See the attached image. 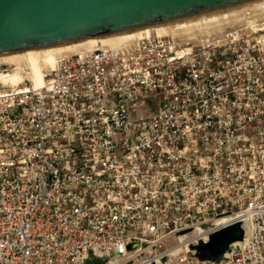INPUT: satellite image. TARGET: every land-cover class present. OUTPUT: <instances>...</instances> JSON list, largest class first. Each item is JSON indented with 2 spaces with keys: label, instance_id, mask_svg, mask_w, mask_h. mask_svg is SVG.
I'll use <instances>...</instances> for the list:
<instances>
[{
  "label": "built area",
  "instance_id": "1",
  "mask_svg": "<svg viewBox=\"0 0 264 264\" xmlns=\"http://www.w3.org/2000/svg\"><path fill=\"white\" fill-rule=\"evenodd\" d=\"M263 25L99 44L2 90L0 264H264Z\"/></svg>",
  "mask_w": 264,
  "mask_h": 264
},
{
  "label": "water",
  "instance_id": "2",
  "mask_svg": "<svg viewBox=\"0 0 264 264\" xmlns=\"http://www.w3.org/2000/svg\"><path fill=\"white\" fill-rule=\"evenodd\" d=\"M252 1L0 0V56L194 18ZM243 235L240 223L217 231L193 246L195 257L222 258Z\"/></svg>",
  "mask_w": 264,
  "mask_h": 264
},
{
  "label": "bare ground",
  "instance_id": "3",
  "mask_svg": "<svg viewBox=\"0 0 264 264\" xmlns=\"http://www.w3.org/2000/svg\"><path fill=\"white\" fill-rule=\"evenodd\" d=\"M255 15L264 17V0H255L252 2L244 3L241 5H237L234 7H230L227 9H223L220 11L212 12L194 18L159 24V25L131 30L127 32H121V33H116L101 37L70 42L44 49L1 55L0 66L11 63L12 65H14L13 67L14 69L16 66L17 68L23 70L24 67L30 66L31 64L40 66L42 64L49 63L53 69L59 57L70 53L80 52L82 50L92 48L95 45L100 44V45L117 46L121 44H127L134 39H137L142 36H147L152 33L157 35L170 34L174 36L180 34V35L190 36L193 35L194 33L197 34V33L210 32L215 27L216 30H219L222 27V25H216L217 23L226 24V23H230L231 21L239 22L241 20H244L245 22H247L249 26H254L255 20L249 21L248 18ZM262 29L264 30V28H260L259 30ZM202 30H206V31H202ZM6 71L8 72H6V74L0 77V97L2 96V93L5 92L2 91L3 90L2 88H9L13 90L19 88L21 89L23 87L27 88L29 84L32 87L38 88L41 87L44 83V72L42 70L39 73L37 71H32L30 78L33 81V83H28V84H20L21 82H23L24 79L23 77H20V75L17 73H12L11 70H6ZM93 260L94 258L89 259V261L91 262H93ZM100 260L101 259L98 258V261Z\"/></svg>",
  "mask_w": 264,
  "mask_h": 264
},
{
  "label": "rangeland",
  "instance_id": "4",
  "mask_svg": "<svg viewBox=\"0 0 264 264\" xmlns=\"http://www.w3.org/2000/svg\"><path fill=\"white\" fill-rule=\"evenodd\" d=\"M223 12H225V11H223ZM256 16V17H255ZM255 16H252V17H250V18H248L249 19V21L250 20H255V23H264V17L262 16H257V15H255ZM248 17V16H247ZM258 18V19H257ZM248 19H247V21H248ZM260 21V22H259ZM231 22H233V21H231ZM217 23L216 25H222V29H224V28H227V27H232V26H235V25H238V24H241V23H243L244 22V20H241V21H239V22H233V23ZM224 24V25H223ZM214 26V25H213ZM264 26V25H263ZM216 28V27H215ZM213 29V30H216V29ZM219 28V27H218ZM202 31H206V30H202ZM14 67V65H12L11 63H9V64H6V65H2V66H0V77L2 76V75H4V74H6V72H8V71H6V70H11V72L12 73H17V74H19L20 75V77H23L24 79H23V82H21L20 84H28V83H33V81L31 80V78H30V76H31V72L32 71H37L38 73L42 70L43 72H45V71H51L52 70V66L49 64V63H47V64H42V65H34V64H31L30 66H27V67H24L23 68V70L22 69H19V68H17L16 66H15V69L13 68ZM33 68V69H32ZM35 68V69H34ZM3 71H4V73H3ZM29 74V75H28ZM3 90H6V89H8V88H2ZM174 243V242H173ZM196 246V245H195Z\"/></svg>",
  "mask_w": 264,
  "mask_h": 264
}]
</instances>
